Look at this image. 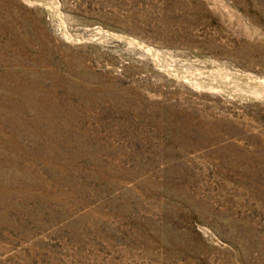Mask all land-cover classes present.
<instances>
[{"label": "rangeland", "instance_id": "rangeland-1", "mask_svg": "<svg viewBox=\"0 0 264 264\" xmlns=\"http://www.w3.org/2000/svg\"><path fill=\"white\" fill-rule=\"evenodd\" d=\"M0 264H264V0H0Z\"/></svg>", "mask_w": 264, "mask_h": 264}]
</instances>
